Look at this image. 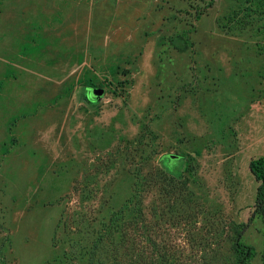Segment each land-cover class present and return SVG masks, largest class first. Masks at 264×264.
<instances>
[{
    "label": "rangeland",
    "instance_id": "374dc122",
    "mask_svg": "<svg viewBox=\"0 0 264 264\" xmlns=\"http://www.w3.org/2000/svg\"><path fill=\"white\" fill-rule=\"evenodd\" d=\"M242 8V0H0L8 264H88L142 177L153 180L143 210L161 248L182 264L229 254L233 224L254 213L250 162L264 157V19L243 20ZM177 36L187 51L175 48ZM89 85L106 90L95 105ZM169 155L182 156L169 167L173 179ZM244 240L257 250L251 264H264L260 217Z\"/></svg>",
    "mask_w": 264,
    "mask_h": 264
},
{
    "label": "trees",
    "instance_id": "16d2710c",
    "mask_svg": "<svg viewBox=\"0 0 264 264\" xmlns=\"http://www.w3.org/2000/svg\"><path fill=\"white\" fill-rule=\"evenodd\" d=\"M242 3L243 8L240 12L244 14L243 20H248L251 14H258L259 17L264 19V0H242ZM228 22L232 23L228 19L225 25ZM240 23L244 27L249 25L248 22ZM171 41L180 52L187 51L190 45L189 41L183 37L181 38V36H177ZM95 104L91 103V105ZM169 161L171 163L176 162L172 159ZM171 163L166 165L165 175L173 179L175 174L170 172L169 167L175 164ZM250 171L259 184L254 213L248 223L233 224V239L231 240L229 254L221 258H212V261H208L207 264H251L257 256L256 248L247 244L244 236L255 218L260 217L264 223V157L252 159ZM152 181H147L145 177L138 179L134 194L113 214L109 224L103 229L89 252L88 264H182L172 254V249L169 246L165 245L161 248L155 241L152 226L147 222L143 210V194L145 187L151 185ZM131 224H133L132 227L129 226ZM138 224H140V227H138ZM3 231L6 230L0 224V234ZM141 237H143V241L140 240ZM142 245L145 247L144 250L141 249ZM11 246L12 240L7 234L0 244V264H8L6 253ZM101 256L105 258H101ZM59 264H67V262L63 261Z\"/></svg>",
    "mask_w": 264,
    "mask_h": 264
},
{
    "label": "water",
    "instance_id": "95a60500",
    "mask_svg": "<svg viewBox=\"0 0 264 264\" xmlns=\"http://www.w3.org/2000/svg\"><path fill=\"white\" fill-rule=\"evenodd\" d=\"M87 92L89 93L88 100L91 102L98 103L103 100L106 90L104 88H90ZM169 158L174 159L176 157L173 155H169Z\"/></svg>",
    "mask_w": 264,
    "mask_h": 264
},
{
    "label": "flooded vegetation",
    "instance_id": "af4514ba",
    "mask_svg": "<svg viewBox=\"0 0 264 264\" xmlns=\"http://www.w3.org/2000/svg\"><path fill=\"white\" fill-rule=\"evenodd\" d=\"M90 88H102V87H99V86H90V85L87 86V87L85 88V96H86V99H87V100H88V94H89L87 91H88V89H90ZM88 102H89L90 104H91V103H92V104L95 103V102H91V101H89V100H88ZM175 157H176V158L172 159V158H169V156H165L164 159H165V160H171V159H172V160H176V162H174V163L172 162V164H173V165L175 164V166H178L179 161L181 160L182 156H175Z\"/></svg>",
    "mask_w": 264,
    "mask_h": 264
}]
</instances>
